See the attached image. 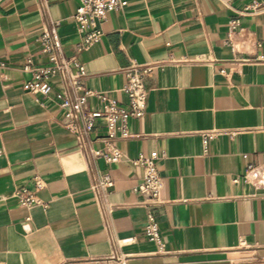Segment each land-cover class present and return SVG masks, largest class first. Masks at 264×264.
<instances>
[{
    "label": "crops",
    "instance_id": "1",
    "mask_svg": "<svg viewBox=\"0 0 264 264\" xmlns=\"http://www.w3.org/2000/svg\"><path fill=\"white\" fill-rule=\"evenodd\" d=\"M41 1L0 0V264H117L119 253L131 264H264V0H127L106 13L101 37L78 53L82 82L124 102V69L154 67L133 135L116 139L123 158L97 160L113 184L96 193L62 123L56 94L71 98L70 86L54 75L44 94L22 87L25 59L43 61V28L58 21L66 55L77 40L78 0H47L44 12ZM253 4L258 12L239 13ZM102 105L96 95L85 104ZM214 128L238 131L204 146L199 131ZM104 133L100 118L90 136ZM151 150L164 182L153 210L163 251L145 236L144 195L133 190L142 167L130 158ZM19 187L46 206L20 205ZM129 236L136 241L115 242Z\"/></svg>",
    "mask_w": 264,
    "mask_h": 264
},
{
    "label": "built area",
    "instance_id": "2",
    "mask_svg": "<svg viewBox=\"0 0 264 264\" xmlns=\"http://www.w3.org/2000/svg\"><path fill=\"white\" fill-rule=\"evenodd\" d=\"M127 0H78V5L72 14L75 23L77 40L74 43V53L66 55L63 51L62 41L56 30L58 21H54L50 27L42 29L37 39L39 42V52L43 57L41 63H35L31 57H27L23 64V71L29 74L23 82L24 90L33 93L44 94L49 85L51 77L58 75L62 83H67L72 91L69 98L64 90L56 94L58 105L64 110L62 123L68 129L75 132L77 136V149L85 161V169L89 177V188L93 192L106 190L113 184V179L109 172L97 166V160L103 159L105 163L116 164L124 156L123 151L117 146V138H127L133 135L129 130V119L141 117L146 108L147 90L145 77L150 73L154 65L152 63L133 62L124 69L125 83L120 87V91L125 95V101L120 102L116 98L105 97L100 92L92 91L83 82L82 78L86 74L84 64L78 58V53L87 49L93 42L102 35L101 21L109 11L121 9ZM47 0L39 3V9L44 12ZM259 8L256 4L246 5L240 14L256 13ZM238 24L237 19H232L229 23V31ZM171 60H179L171 58ZM96 95L103 99L101 109H90L85 106L89 96ZM103 119L105 133L96 138L90 136L95 122ZM238 129H203L199 131L201 141L205 146L211 139L222 133L233 135ZM97 142V145H94ZM157 151L151 150L146 154L140 153L136 157L130 158L133 164L142 167V177L134 187V191H139L144 195L142 205L146 207V223L144 226L145 236L154 241L159 251L164 250V241L160 235L159 225L153 210L159 206L163 199L161 191L164 182L160 176L156 160ZM237 181V179H234ZM44 185L41 179L35 180V187ZM12 197L22 206L29 208L35 204L46 206L33 190L26 187L16 188ZM136 237L129 236L115 238L118 245L132 243ZM117 264H131L127 255L119 253L113 257Z\"/></svg>",
    "mask_w": 264,
    "mask_h": 264
}]
</instances>
